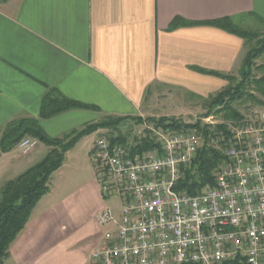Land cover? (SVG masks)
I'll use <instances>...</instances> for the list:
<instances>
[{
    "label": "crops",
    "instance_id": "1",
    "mask_svg": "<svg viewBox=\"0 0 264 264\" xmlns=\"http://www.w3.org/2000/svg\"><path fill=\"white\" fill-rule=\"evenodd\" d=\"M251 14L264 19V0H0V131L31 118L62 138L105 117L127 119L122 126L168 117L159 107L176 94L206 99L226 87L198 70L237 77L246 52L237 36L202 25L170 30L173 20L242 22ZM50 90L92 109L40 120ZM83 139L52 174L2 264H89L107 229L99 216L110 208L91 171L93 142ZM10 153L0 154V192L28 169L6 180L29 161Z\"/></svg>",
    "mask_w": 264,
    "mask_h": 264
},
{
    "label": "built area",
    "instance_id": "2",
    "mask_svg": "<svg viewBox=\"0 0 264 264\" xmlns=\"http://www.w3.org/2000/svg\"><path fill=\"white\" fill-rule=\"evenodd\" d=\"M120 130L131 134L126 145L99 130L90 151L102 196L119 207L100 214L107 229L89 264H264V105L227 123L224 163L213 171L214 185L195 196L176 186L203 143L198 129L143 121ZM139 142L149 147L134 149ZM37 145L25 138L17 148L27 156Z\"/></svg>",
    "mask_w": 264,
    "mask_h": 264
},
{
    "label": "trees",
    "instance_id": "3",
    "mask_svg": "<svg viewBox=\"0 0 264 264\" xmlns=\"http://www.w3.org/2000/svg\"><path fill=\"white\" fill-rule=\"evenodd\" d=\"M259 24L262 31L249 30L239 25V20L234 18H221L203 23H190L183 19H174L170 30L179 27L195 25L210 26L221 29L229 34L239 37L244 42L245 55L236 77L219 73L198 70L201 74L224 79L227 85L220 92L206 98V111L202 118L216 114H222L223 122L209 127L195 123H184L181 119L161 117L146 118L144 121L154 127L183 131L196 128L203 137V145L189 167L183 169L181 179L177 182L176 190L195 196L206 187L214 185L213 171L224 163L222 148L229 138L227 123L238 122L242 114L235 110L236 102L245 98L252 99L253 95H247V87L254 85L255 90L264 100V77L253 79L254 61L264 56V19L251 14ZM247 96V97H246ZM256 105L262 106L263 101L253 100ZM73 109H92L89 106L68 100L55 91L50 90L44 96L38 118L47 120L54 118L66 111ZM125 118L105 117L100 121L88 124L79 130L72 131L62 138H51L45 134L37 119L24 118L9 122L0 131V154L12 151L25 138H31L48 148L46 156L36 165L28 168L15 179L7 182L0 192V264L8 257V250L12 242L26 225L30 213L38 200L49 191V180L63 164L65 154L71 150L79 140L99 130L107 131L114 144H127V138L121 134L120 127L126 121ZM135 125L143 123L141 119H133ZM113 136H115L113 138ZM138 141V140H137ZM212 141L217 142L216 148ZM148 144L137 143L134 149L146 150Z\"/></svg>",
    "mask_w": 264,
    "mask_h": 264
},
{
    "label": "rangeland",
    "instance_id": "4",
    "mask_svg": "<svg viewBox=\"0 0 264 264\" xmlns=\"http://www.w3.org/2000/svg\"><path fill=\"white\" fill-rule=\"evenodd\" d=\"M239 25L245 29L262 31L261 25L259 24V22L255 18L245 19L244 21L240 22ZM262 77H264V56H261L258 59H256L254 61V67H253V79L257 80V79H260ZM238 78L239 77L237 76L236 80H239ZM246 92H247V95L251 94V95H253L252 97H254V98H252V99L245 98L241 102L235 103V105H234L235 110H237L241 114H245L248 111V109L258 107V105H256V103L253 100L263 101V104H264V100L258 94V92L255 90L254 85H249L247 87ZM210 96H212V94ZM205 102H206V99H199V98L192 96V94H190L188 92H184V94H182V93L176 94L174 96V98H170L167 102L161 103L160 106H162L164 104L163 105L164 110L162 109V107H159V108H160V112H162L163 116H168L166 118L181 119V121L184 123H195L197 120H199L201 122V125H204V121H203L204 118H202L201 116L206 111ZM211 117H213V120L211 121L210 124H208L206 126L214 127L215 125L221 124L223 122L222 114H216V115H213ZM133 127H135V126H133ZM122 135H124V137H126V138H128L129 136L131 137V134H122ZM96 137H97V134L95 132L89 136L84 137L85 139H83L82 141H85L88 144V143L93 142L96 139ZM82 143H81V145H82ZM202 144L203 143H201V146H202ZM45 147L46 146H44L43 144L37 145L36 149H39V151H41L42 153L37 155L36 157L21 156L18 148L15 147L11 151V153L9 154L8 157L10 159H14V160H22V161L23 160H25V161L29 160V161H27L25 167H22V169H21V171H19V173H18V171H14V173L8 174L5 177V178H7L6 180L13 179L18 174L23 172L25 169H27L30 166H33V165L37 164L39 161H41L47 153V151L45 152V150H47ZM79 147L80 146H78V148H76V150H74V153H76V154L79 153V149H80ZM84 152H85V150L82 149V151H80L79 155L83 156ZM90 155H91V153H90ZM90 161H91L90 166L92 168L91 171L95 175L96 163H95L94 157L92 155H91ZM106 205H107V207H109L114 212V214L118 213L119 201L116 198L112 197V198L107 199Z\"/></svg>",
    "mask_w": 264,
    "mask_h": 264
}]
</instances>
